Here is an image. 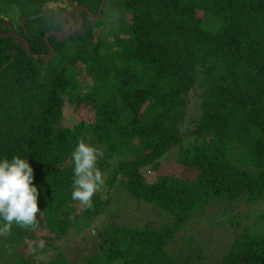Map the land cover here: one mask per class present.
Returning <instances> with one entry per match:
<instances>
[{"label":"trees","instance_id":"trees-1","mask_svg":"<svg viewBox=\"0 0 264 264\" xmlns=\"http://www.w3.org/2000/svg\"><path fill=\"white\" fill-rule=\"evenodd\" d=\"M80 140L103 151L105 187L76 213ZM13 156L33 168L43 215L36 231L0 237L3 264H264V0H0V160ZM132 203L154 217L118 226ZM104 214L112 227L66 254L61 241ZM213 214L235 227L220 252Z\"/></svg>","mask_w":264,"mask_h":264},{"label":"clouds","instance_id":"clouds-1","mask_svg":"<svg viewBox=\"0 0 264 264\" xmlns=\"http://www.w3.org/2000/svg\"><path fill=\"white\" fill-rule=\"evenodd\" d=\"M103 151L80 140L73 152V179L71 198L82 209L93 208V198L105 187L104 173L97 166ZM34 170L27 159L13 156L0 160V237L11 234L13 225L36 231L43 212L38 208L39 192L33 183ZM69 220L73 217L69 216ZM43 246V241L38 242Z\"/></svg>","mask_w":264,"mask_h":264},{"label":"rangeland","instance_id":"rangeland-1","mask_svg":"<svg viewBox=\"0 0 264 264\" xmlns=\"http://www.w3.org/2000/svg\"><path fill=\"white\" fill-rule=\"evenodd\" d=\"M74 9V7H70V10ZM197 91H193L187 98V104H186V110H185V113H184V116H183V127H182V133H184L185 135V138H192L191 136H188L187 133L188 132H191L192 129L191 127L193 126L192 124L196 122L198 116H199V109H198V104L200 103V101H198L197 99ZM63 113L65 115V117H63V121H62V126L64 127H72L74 126L80 119V117H78V112L77 110L74 108V106H72L71 104H69L68 102H65V105L63 107ZM187 128V130H186ZM187 131V132H186ZM176 150H172L171 153L169 154V156L165 159H163L161 161V164H162V169L165 171V172H170L171 171V168L170 166L173 168V163H170V162H173V159L175 158V154H176ZM170 163V164H168ZM177 172L175 173H179V169L176 167ZM144 174H145V177H148L150 175H154V173L152 172H147L146 169L143 170ZM153 176L150 177V179L152 178ZM134 203H132V206L131 207H127L128 209V212H119L120 214L116 215V217L114 218V221H116V223L118 224V226H122L120 225L121 223L125 224L124 226L126 225H131V226H140L142 225V221L145 220L144 218H147V216L149 218H147L148 220H152V218L154 216H151L150 214H147L145 211H141V213H139V211L137 210V207L136 205H133ZM76 213L83 210L79 207H76ZM226 211H229V209H225ZM107 213H108V209L105 210ZM130 211V212H129ZM234 211L237 212L240 216L237 217L239 222H240V227L238 229H243L244 225L246 224V221H243L242 220V214L244 212H246V207L244 206H238L236 205L232 211V213L234 214ZM214 215V214H213ZM226 219L228 221H231L229 219V217L226 215L225 216ZM254 217V213L251 212V220L250 221H247V224L248 223H251L252 222V218ZM224 216H219V218L217 217V215H214V221H211L212 219H210L209 221L210 222H213V224H218L216 226V230H215V233H214V237L216 238L215 239V243H214V247H215V250L217 252H220L222 250V248L226 247L229 245V241H230V236L232 235V233L235 232V227L233 224H228L226 221H224ZM82 221V220H81ZM113 221L112 218L109 217V215H101V216H95V217H91L90 218V222H87L86 224L88 226H86L84 229H82L81 231L77 232L76 230L73 231V233H70V235L66 238V239H63L60 243L61 247L64 249V252L70 256H72V253L73 252H77L79 255L81 254V249H82V246L80 245V238H83L86 234H87V230L89 229L90 230V234L91 235H94L98 232H101L103 227H112V224L111 223H108V222H111ZM154 224L156 225V227H158L160 225V221L155 219L154 221ZM80 223H83L80 222ZM116 226V225H114ZM113 226L112 230L115 229V227ZM241 230H237L236 232L239 233ZM44 234V233H41L40 232V236ZM35 235V236H34ZM32 236V240L35 238V237H38L36 234H34ZM39 235V234H38ZM114 236L118 239V242H121L122 241V238H123V234L121 232V230H116L114 232ZM227 236V240H225L226 242H224L223 238ZM30 242V241H29ZM225 244V245H224ZM26 250V249H25ZM24 250V252H25ZM32 250V246L31 244L29 245V248H27V252L30 251L31 252ZM216 254V253H215ZM13 256V255H12ZM5 259V258H4ZM3 262L5 264H8L9 263V260L6 258L5 260H3ZM40 262L42 264L45 263V259L44 260H40ZM0 264H3L0 262ZM10 264H11V258H10ZM79 264V263H78Z\"/></svg>","mask_w":264,"mask_h":264},{"label":"water","instance_id":"water-1","mask_svg":"<svg viewBox=\"0 0 264 264\" xmlns=\"http://www.w3.org/2000/svg\"><path fill=\"white\" fill-rule=\"evenodd\" d=\"M80 25H81V23H79V25H77V26H75L74 24H72V29H73V30L68 29V31H67L66 34H64V35H63V34H59V37H60L61 39H64V38L68 37L69 34H70L72 31L78 30L79 27H80ZM26 54H27V55H30V53H29V49H28V46H27V45H26ZM51 55H52V51H50V55H49V56H51Z\"/></svg>","mask_w":264,"mask_h":264}]
</instances>
